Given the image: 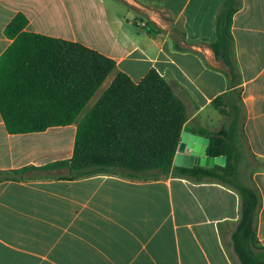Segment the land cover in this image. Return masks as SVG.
Segmentation results:
<instances>
[{"label":"crops","instance_id":"obj_1","mask_svg":"<svg viewBox=\"0 0 264 264\" xmlns=\"http://www.w3.org/2000/svg\"><path fill=\"white\" fill-rule=\"evenodd\" d=\"M133 1L157 5L171 24L150 12L153 27L138 20ZM223 1L0 0V57L12 43L5 28L22 13L26 32L79 43L115 62L71 125L9 134L0 116V264H239L231 236L241 200L230 186L173 171L45 168L70 161L77 125L117 73L139 83L150 69L183 103L185 125L198 136L217 128L222 115L211 103L228 94L247 150L260 162L250 185L260 197L255 232L264 249V0H241L233 17V87L210 47Z\"/></svg>","mask_w":264,"mask_h":264},{"label":"trees","instance_id":"obj_2","mask_svg":"<svg viewBox=\"0 0 264 264\" xmlns=\"http://www.w3.org/2000/svg\"><path fill=\"white\" fill-rule=\"evenodd\" d=\"M240 7L241 0L221 3L210 44L215 58L227 67L230 87L239 77L231 29ZM27 24L22 13L10 21L5 35L12 43L0 57V116L9 134L73 124L115 68L114 60L79 43L28 33ZM229 94H237L239 101L238 89ZM227 98L228 94L220 95L211 104L224 114ZM186 120L185 106L155 69L139 83L119 72L77 125L70 161L45 168L65 164L79 174L119 171L128 176L173 171L194 181L230 186L241 200L239 222L231 236L233 250L240 264H264V249L258 247L255 232L259 193L255 186L238 182L230 133L199 131L209 139L207 155L226 157L224 167H173Z\"/></svg>","mask_w":264,"mask_h":264},{"label":"rangeland","instance_id":"obj_3","mask_svg":"<svg viewBox=\"0 0 264 264\" xmlns=\"http://www.w3.org/2000/svg\"><path fill=\"white\" fill-rule=\"evenodd\" d=\"M133 10L135 12V17L138 20H143L145 24L152 26L151 22L147 20L146 16L148 15L147 13L150 12V14H157L156 16L159 18H162L165 20L164 22H169L168 24H171V21L167 18L165 15L166 12H164L160 7H158L155 4H149V3H141L137 1H133V4L130 5L129 9ZM173 30L179 35V28L178 27H173ZM236 99V97H235ZM234 99V100H235ZM235 103L237 101L235 100ZM221 119L218 120L217 128H215L212 132H218L220 130H224L226 132L230 133L232 143L235 146L236 150V169H237V179L238 182L245 184V185H250V176L253 172V169L256 166H260V162H257L255 159H253L245 145V142L243 140V137L240 132V124L239 121H234V114H232V110L229 107L224 108V114L221 113ZM209 131V130H208ZM211 132V131H210ZM255 163L257 165L255 166ZM261 166L264 167V162L261 163ZM233 247V246H232ZM231 247V251L232 248ZM233 253V252H232ZM234 254V253H233ZM235 255V254H234ZM240 264V262H239Z\"/></svg>","mask_w":264,"mask_h":264},{"label":"water","instance_id":"obj_4","mask_svg":"<svg viewBox=\"0 0 264 264\" xmlns=\"http://www.w3.org/2000/svg\"><path fill=\"white\" fill-rule=\"evenodd\" d=\"M208 144V138L191 133L190 127L184 125L177 153L173 160V166L188 169L195 166L203 168H213L214 166L224 167L226 157H211L207 155Z\"/></svg>","mask_w":264,"mask_h":264},{"label":"built area","instance_id":"obj_5","mask_svg":"<svg viewBox=\"0 0 264 264\" xmlns=\"http://www.w3.org/2000/svg\"><path fill=\"white\" fill-rule=\"evenodd\" d=\"M142 26H145V24H142Z\"/></svg>","mask_w":264,"mask_h":264}]
</instances>
